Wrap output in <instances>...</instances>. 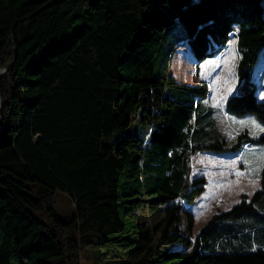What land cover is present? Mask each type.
Listing matches in <instances>:
<instances>
[{
  "label": "trees",
  "instance_id": "obj_1",
  "mask_svg": "<svg viewBox=\"0 0 264 264\" xmlns=\"http://www.w3.org/2000/svg\"><path fill=\"white\" fill-rule=\"evenodd\" d=\"M232 35L237 84L224 109L264 124L251 78L260 0H0V264H80L98 249L119 264H264V169L249 200L193 236L182 207L204 188L194 151L264 142V132L229 144L210 135L207 85L169 72L179 42L198 66ZM57 192L70 198L67 217ZM146 207L162 211L151 229L136 222Z\"/></svg>",
  "mask_w": 264,
  "mask_h": 264
},
{
  "label": "rangeland",
  "instance_id": "obj_2",
  "mask_svg": "<svg viewBox=\"0 0 264 264\" xmlns=\"http://www.w3.org/2000/svg\"><path fill=\"white\" fill-rule=\"evenodd\" d=\"M260 2L264 12V0H260ZM235 42L236 35H232L226 41L220 52L205 57L199 62L198 66H196L194 55L193 59L189 55L192 51L187 43L185 41L179 42L175 45L172 52L169 61V72L175 81L188 84L204 81L208 91L207 94L202 97L201 103L208 104L210 102H216L214 109L216 122L219 121L222 116L223 118L221 120L225 126L232 127L234 126L233 123L237 122L242 124L240 125L241 129L245 128L248 129L250 133H255V128L251 126L253 120L258 123L259 129L257 131L259 133L262 131L264 132V124L260 123L254 114H224L225 109L221 107L223 100L217 103V99L222 91L225 96L236 91V64L238 53ZM251 78L255 82V94L258 99H262V97H264V45L258 52L255 62L253 63ZM163 94L169 95L175 99L184 100V97L172 88L165 87L163 89ZM222 128L223 127L220 125V130H222L223 133L221 138L226 139L227 142L231 141L227 138V130ZM233 131L236 130L233 129ZM117 134H121V131H117ZM249 147V150L245 149L243 152V157L248 158V163L242 158V155L234 162V158L229 153L227 154L230 156H225L226 158H224L222 156L224 153L222 152L208 151L207 154H204L203 152L205 151H197L195 152V156L194 154L191 155L192 174H203L208 180L207 187H204L197 198L191 203L184 202L182 204V207L190 210L194 216V223L191 231L192 236L203 224L206 217H209L212 212L219 208H227L228 205H231L232 200L236 199L238 193L243 191L249 192L255 185L252 178L249 181L243 179L238 174V170L244 168L243 170L246 172H262L264 169V142L250 143ZM210 152L213 153L210 154ZM237 160L239 161L237 162ZM240 194L237 196L238 199L240 198ZM55 207L60 217L69 216L73 210L69 196L63 192L56 193ZM254 212L263 213L258 207H256ZM161 215L162 211L159 208H139L137 210L136 222L142 225L143 229H151ZM185 226V218L182 214L180 230L184 233H188ZM254 246L257 245L254 244ZM119 263V259L107 253H103L101 249L84 251L81 253L80 257V264Z\"/></svg>",
  "mask_w": 264,
  "mask_h": 264
},
{
  "label": "crops",
  "instance_id": "obj_3",
  "mask_svg": "<svg viewBox=\"0 0 264 264\" xmlns=\"http://www.w3.org/2000/svg\"><path fill=\"white\" fill-rule=\"evenodd\" d=\"M235 45H236V42H235ZM222 49H223V47H222ZM221 49V50H222ZM236 49H237V47H236ZM221 50H219L218 52H220ZM217 52V53H218ZM237 53H238V58H239V52H238V50H237ZM190 55V57L193 59V54L192 53H190L189 54ZM237 61H238V59H237ZM194 62H195V60H194ZM204 82V81H203ZM236 84H237V79H236ZM207 94V93H206ZM232 94V93H231ZM227 96V95H226ZM225 95H223V91L220 93V96L218 97V99H217V103H219L221 100H223L222 101V104H221V107H222V109H224V103H225V100H226V97ZM229 96V95H228ZM222 97V98H221ZM201 101H202V99H201ZM215 103L216 102H210V103H208V104H202V106L205 108V110H207V111H210V113H208L209 114V117L211 118V120H205V121H203V122H201V123H203V124H207L208 125V131H209V133H210V135H213V136H216V137H220L221 138V136H223L222 134V130H220V125H221V127H223V128H225V130H227L226 131V134H227V138H229L231 141H229L228 142V144L229 143H231V142H233L234 141V139H235V136L239 133V132H241V131H246L247 133H248V135H250V136H254V135H257V133L259 134V132L257 131L258 129H259V126H258V123H256V122H254L253 120H252V122H251V126H253L254 128H255V133L253 132V133H250V131L248 130V129H241V126L240 125H242V124H240V123H233L234 124V126H232V127H230V126H225L224 125V123L222 122V116L220 117V119H219V121H215V115H214V113H215V111H214V109H215ZM219 109V108H218ZM219 111L221 112V110L219 109ZM225 111V110H224ZM227 112L225 111L224 112V114H226ZM208 122V123H207ZM235 124H237V125H235ZM224 125V126H223ZM222 128V129H223ZM233 129H235L236 131H233ZM263 132V131H262ZM261 133V132H260ZM208 138H211V136H209ZM250 143H253V142H244V143H242L241 144V146L239 147V148H237V149H234V150H231V149H227V150H222V151H214V152H222V153H224V155H222L224 158H226L225 156H232L233 158H234V162H236V159H238L241 155H242V158L246 161V163H248V158H246V157H243V152H244V150L245 149H250V147H249V144ZM244 145V146H243ZM197 151H205V152H203L204 154H207L208 153V151H212V150H208V149H203V150H196V151H194L192 154H194V156H195V152H197ZM213 152H210V154H212ZM227 153H229V154H227ZM194 156H193V158H194ZM239 160H237V162H238ZM244 168H241L240 170H238V174L243 178V179H245V180H247V181H249L251 178L254 180V182H255V185L252 187V189H251V191H249V192H247V191H243V192H240L241 194H246V200H249L250 199V197L252 196V194L254 193V191L257 189V188H259V186H260V177H261V174H262V172H246V171H244L243 170ZM198 175H200V174H198ZM203 175V174H202ZM191 176L192 177H194V176H197V175H193L192 174V169H191ZM205 177V176H204ZM207 182H208V180H207V178H205V182H204V187L206 188L207 187ZM204 189V188H203ZM203 191V190H202ZM201 191V192H202ZM201 192L198 194V195H200L201 194ZM240 193H238V195L240 194ZM241 194H240V198L238 199V195L236 196V199L234 200H232V203H231V205L229 206H227V208H225V209H228V208H230L234 203H236V202H238L240 199H241ZM198 195L195 197V198H197L198 197ZM248 195V196H247ZM194 198V199H195ZM219 209H221V208H219ZM217 210V209H216ZM215 210V211H216ZM214 211V212H215ZM214 212H212V213H214ZM212 213L209 215V217L212 215ZM209 217H206V219L204 220V222L209 218ZM203 222V223H204ZM194 223V222H193ZM197 232V231H196ZM196 234V233H195Z\"/></svg>",
  "mask_w": 264,
  "mask_h": 264
},
{
  "label": "water",
  "instance_id": "obj_4",
  "mask_svg": "<svg viewBox=\"0 0 264 264\" xmlns=\"http://www.w3.org/2000/svg\"><path fill=\"white\" fill-rule=\"evenodd\" d=\"M4 70H5V68H2V69L0 70V73H2ZM0 107H1V103H0ZM194 235H195V234H194Z\"/></svg>",
  "mask_w": 264,
  "mask_h": 264
},
{
  "label": "snow or ice",
  "instance_id": "obj_5",
  "mask_svg": "<svg viewBox=\"0 0 264 264\" xmlns=\"http://www.w3.org/2000/svg\"><path fill=\"white\" fill-rule=\"evenodd\" d=\"M262 99H264V97H262Z\"/></svg>",
  "mask_w": 264,
  "mask_h": 264
}]
</instances>
